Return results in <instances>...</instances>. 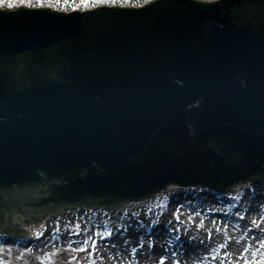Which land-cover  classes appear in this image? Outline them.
<instances>
[{
  "label": "water",
  "instance_id": "1",
  "mask_svg": "<svg viewBox=\"0 0 264 264\" xmlns=\"http://www.w3.org/2000/svg\"><path fill=\"white\" fill-rule=\"evenodd\" d=\"M203 1L0 10V232L264 183V0Z\"/></svg>",
  "mask_w": 264,
  "mask_h": 264
},
{
  "label": "bare ground",
  "instance_id": "2",
  "mask_svg": "<svg viewBox=\"0 0 264 264\" xmlns=\"http://www.w3.org/2000/svg\"><path fill=\"white\" fill-rule=\"evenodd\" d=\"M255 186L258 185L249 181L234 187L231 198H239L234 200L233 205L228 202L222 204L223 207L220 206L223 198L216 201L214 196L203 192L199 186L182 188L169 185L154 194L151 200L138 203L126 201L116 206L110 204L114 209L106 214L92 213L93 211L85 209H92V206L72 209L68 214L69 217H81L84 221L91 217L116 220L124 224L108 241L104 239L102 243H97V257L107 264H159L161 259L164 264H169V259L172 264H245V260L249 264H259V258L264 254V247L260 243L264 239V232L252 225L254 219L251 215L254 212L264 213V185L259 188ZM152 203L166 205L171 216H185L186 225L167 226L164 218H158L157 227H146L147 218L152 214L149 212ZM240 208H245V214L240 213ZM48 216L41 220L46 228L49 224ZM241 216L244 217L243 220L240 219ZM198 218H203L204 221ZM236 219L238 224L233 223ZM23 220H26L25 215L16 216L15 223L19 224L21 238L30 235L29 229L22 225ZM256 221L264 227L263 221ZM249 228L252 230L248 231ZM173 239L174 249L168 252L167 241ZM113 244L116 246L111 247ZM222 245L225 247H221ZM245 247L247 252L244 251ZM133 249L136 251L133 252Z\"/></svg>",
  "mask_w": 264,
  "mask_h": 264
},
{
  "label": "rangeland",
  "instance_id": "3",
  "mask_svg": "<svg viewBox=\"0 0 264 264\" xmlns=\"http://www.w3.org/2000/svg\"><path fill=\"white\" fill-rule=\"evenodd\" d=\"M0 10L1 9H12L15 7H28V8H35V9H49L54 11H63V12H85L88 10L96 9L100 6H120V7H127V6H138L143 4H148L152 0H87V4L85 6V0H0ZM212 1V0H208ZM7 3H12L14 7L8 8ZM64 8H67L68 10H65ZM247 182V181H246ZM245 182V183H246ZM253 183V182H252ZM257 187L259 188L263 183L256 182ZM176 187H182V188H188V187H194L193 186H181V185H173ZM241 186V185H240ZM203 192H206L207 194H210L211 196H214L216 201L220 198H223V202L220 203V206L224 203L230 202L232 205L234 204V200L231 198V192L233 189L225 190L224 192H218L214 191L210 188H207L205 186H199ZM153 195L149 196V199H142L138 201H132L133 203H138L141 201H147L151 200ZM230 199H232L230 201ZM131 201L128 203H132ZM123 203V202H122ZM118 205V204H117ZM122 205V204H121ZM124 206V205H123ZM114 207L110 206L109 208ZM85 208V207H82ZM109 208H101L95 211L94 209L85 208L88 210L93 211L92 213H104L106 214L108 211H111L112 209ZM78 209V208H77ZM88 210H84L86 213H91ZM240 213L245 214V208H240ZM71 211V210H70ZM70 211L60 214H55V217L48 218L49 224L48 227L43 226L42 222L35 223V224H29L24 225L23 227H27L30 231V236H28L26 239L27 241H19L17 238L12 237L10 235H0V260H3L6 262V264H68L69 261H71V264H89V260H94L95 264H107L102 259H99L97 257V251L92 253V256L89 257L86 252H76L72 251V249H77L81 247L88 248L89 251H92L91 249V240L89 241L88 245H84L83 241L86 238H91L93 240H96L98 243L99 241H102L104 239H101L100 236H96L95 233L99 232L101 234H104L107 231H111L112 234H115V231L121 230V228L124 227V224L120 221L116 220H107V219H98V218H91L89 217L87 221H84L81 217H69ZM150 213L147 220H148V226L149 228H155L159 225L158 218H164L165 222L164 224L169 225H175L178 227H182V225H186L185 223V216H178L179 219H176V216H171L168 214V207L164 205L163 203H152L150 206ZM230 212V211H229ZM252 218L254 220L258 219L260 221L264 222V213H252ZM196 221H197V216ZM132 219V218H131ZM173 220H176L177 222H173ZM198 220H203V218H198ZM234 224H238V220H233ZM76 224L80 225L81 231L80 234H73L69 231V229H72L74 232V226ZM43 226V227H42ZM59 228V231H54V229ZM259 228L264 232V227H261L259 225ZM144 229V228H143ZM42 232L43 235L36 239V233ZM111 237V236H110ZM110 237L105 238L106 241L109 240ZM174 242L173 239L167 241L168 246L166 247V250L168 252H171L174 249ZM75 257V259H73ZM176 258V256H175ZM259 258V257H258ZM176 261V259H175ZM259 261L264 262V254L259 258ZM115 264V263H112ZM169 264H172V260L169 259Z\"/></svg>",
  "mask_w": 264,
  "mask_h": 264
},
{
  "label": "snow or ice",
  "instance_id": "4",
  "mask_svg": "<svg viewBox=\"0 0 264 264\" xmlns=\"http://www.w3.org/2000/svg\"><path fill=\"white\" fill-rule=\"evenodd\" d=\"M105 2H107V0H105ZM125 2H127V0H125ZM86 4H87V0H85V6H86ZM0 6H2V5H0ZM7 7L8 8H12V7H14V5L12 3H7ZM238 198H239L238 196L232 197L233 200H236ZM177 211H179V209H177ZM176 219H179V217L176 216ZM240 219L243 220L244 217L241 216ZM262 219H264V217H262ZM213 223H215V221ZM251 223H252V225L254 227L259 228V224L257 223L256 220H253ZM200 226L201 227L203 226V222H201V225ZM217 230H219V229H217ZM251 230H252L251 228L248 229V231H251ZM54 231H57L58 232L59 231V228L54 229ZM69 231L72 232L73 234H80V231H81L80 225L79 224H76L74 226V232H73L72 229H69ZM42 235H43L42 232H37L36 233V239H39ZM95 235L96 236H100L101 239H105L107 237H110L112 235V232L111 231H107L104 234H101V233L97 232V233H95ZM253 239H256V237H253ZM90 240H91V249H92V251H89L88 248H86V247L72 249V251H76V252H86L88 254V256L91 257L92 256V253L97 250V242H96V240H93V239H91L89 237V238H86L83 241V244L84 245H88ZM201 243H203V241H201ZM237 243H239V241H237ZM260 243H261V246L264 247V239H262L260 241ZM115 246H116L115 244L111 245V247H115ZM221 247H225V246L222 245ZM135 251H136V249H133V252H135ZM244 251L245 252L248 251L247 247H245ZM213 258H215V257H213ZM73 259H75V257H73ZM0 264H6V262L3 261V260H0ZM68 264H71V261H69ZM89 264H95V261L90 259L89 260ZM159 264H164V262H163L162 259L160 260ZM245 264H249V261L245 260ZM252 264H255V262H252ZM261 264H264V262H261Z\"/></svg>",
  "mask_w": 264,
  "mask_h": 264
}]
</instances>
